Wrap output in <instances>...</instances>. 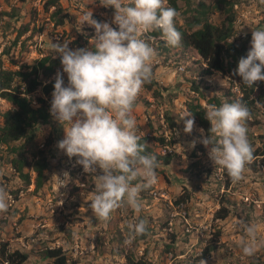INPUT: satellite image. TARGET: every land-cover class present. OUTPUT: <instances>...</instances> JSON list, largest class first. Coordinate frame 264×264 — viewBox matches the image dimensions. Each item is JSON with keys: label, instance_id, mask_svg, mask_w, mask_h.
Wrapping results in <instances>:
<instances>
[{"label": "rangeland", "instance_id": "rangeland-1", "mask_svg": "<svg viewBox=\"0 0 264 264\" xmlns=\"http://www.w3.org/2000/svg\"><path fill=\"white\" fill-rule=\"evenodd\" d=\"M45 1L26 0L20 4L17 0H0V11L12 13L14 6L17 14L0 17V52L11 45L18 27L29 23V30L20 38V41L24 39V46L19 41L15 47L10 46L8 55L2 56L5 68H16L14 61L30 62L40 57L42 50L50 52L51 42H70L68 47L75 49L71 41L77 34L86 35L87 46L91 47L95 30L87 23L80 25L83 15L90 10L93 19L109 23L114 16V9L101 5L104 0H58L63 8L62 14L67 16L63 25L53 26L50 13L54 7L47 11L44 9ZM179 3L183 5V1ZM122 4L128 6L131 0H122ZM235 12L240 36L247 38L246 35L250 34V49L252 30L264 28V3L245 0L235 6ZM215 16L219 17V13ZM179 22L182 23L181 17ZM147 36L149 34L145 33L141 38ZM159 39L148 42L158 53L152 66L155 67L153 76L160 96L155 97L143 88L133 116L137 133L162 134L171 139L172 145L156 147V150L170 152L174 156L169 165L157 172L158 181L152 189L140 193L139 213L125 205L116 210L108 222L95 218L89 200L96 178L83 172L82 166L76 163L77 157L68 158L57 148V142L64 137V130L55 120L42 126L36 138L24 147L28 155L31 150L45 149L48 157V166L44 170L48 180L37 191L33 183L21 189L24 183L9 162L13 154L8 153L4 146L0 147L3 155L0 179L10 197L8 211L0 213V241L6 240L10 248L26 251V264H49L48 259L40 258L41 250L47 246L62 247L68 264H123L124 253L120 251L118 236L119 233L127 235L128 225L138 219L148 221L149 234L137 241L136 256L153 264H200L201 259L196 260V256L207 239H214L213 233L217 230L220 231L216 241L218 247L203 259L206 264H247L255 256L264 261V157L257 158L254 168L247 165L243 178L224 190L222 185L218 186L222 176L214 164L209 176L199 174L212 164L207 149L204 152L197 149L194 160L199 164L188 167L193 161L192 150L202 139L199 130L203 128L195 122L192 132L186 134L183 128L187 117L180 119L188 111V100H197L205 105L206 98L219 96L222 105L232 98V93L239 95V82L229 75L217 73L200 76L199 56L194 50L161 45ZM193 87L198 89L193 90ZM38 96H42L40 88L32 98ZM9 107L8 102L0 100V111ZM258 114L260 123L253 118L248 121H251L248 123V138L249 141L253 139L255 146L261 145V137H264V108H258ZM194 141L195 147L192 146ZM34 178L35 173L31 172L32 182ZM17 188L20 189L15 199L11 191ZM183 189L190 191L191 199L176 204L174 199ZM221 196L223 203L230 200V213L225 219L214 220L213 213L220 205ZM241 221L256 229L259 247L253 257L243 254L242 242L246 243L248 236ZM173 234L177 235L174 250L165 252L164 244Z\"/></svg>", "mask_w": 264, "mask_h": 264}, {"label": "clouds", "instance_id": "clouds-1", "mask_svg": "<svg viewBox=\"0 0 264 264\" xmlns=\"http://www.w3.org/2000/svg\"><path fill=\"white\" fill-rule=\"evenodd\" d=\"M101 5L114 9L111 23L93 19L90 10L80 20V25L87 23L95 30L91 47L70 49L65 41L50 44L62 71L54 77L49 112L64 130L57 148L68 158L77 157L83 172L96 178L89 200L92 214L108 222L125 205L139 213L140 193L158 181L160 161L152 153L145 154L147 144L140 142L133 116L143 87L152 82V61L158 55L148 42L155 37H141L159 32L166 46L179 47L182 33L176 27L178 13L166 0H131L128 6L122 0H104ZM232 75L248 88L264 82V28L252 30L250 49L239 58ZM205 109L210 128L206 134L199 130L200 143L212 163L226 171L232 184L238 183L254 161L248 138L251 110L242 98L220 106L208 104ZM185 117L183 131L190 134L195 117L192 111H185L180 119ZM9 198L0 185V213L8 211ZM240 223L248 236L242 242L243 254L253 257L259 247L256 229ZM147 225L145 219L129 224L125 244L131 246L136 237L149 234ZM200 264L206 261L201 259Z\"/></svg>", "mask_w": 264, "mask_h": 264}, {"label": "trees", "instance_id": "trees-1", "mask_svg": "<svg viewBox=\"0 0 264 264\" xmlns=\"http://www.w3.org/2000/svg\"><path fill=\"white\" fill-rule=\"evenodd\" d=\"M23 4L26 0H17ZM179 1H183L180 5ZM245 0H166L168 6L176 9L178 15L176 17V27L182 33L181 47L183 49H192L199 56L197 61L199 66V75H211L214 73L221 75H229L231 79L238 80L239 82V95L228 98L225 102H234L238 99L243 100L251 110V118L255 122L260 123L258 119V108H264V82H257L253 88H248L241 84L239 76L232 75V71L237 67L239 58L246 56L248 52V42L250 34L246 37L240 36L241 31L236 27V12L235 6L241 4ZM182 6L184 7L182 9ZM50 7L54 10L50 13V19L53 20V26H61L65 23L66 14H62L63 8L58 0H46L44 9L48 11ZM12 13L8 11H0V17L3 15L15 16V7L11 8ZM219 13V17L215 16ZM181 17L182 23L179 22ZM17 18V17H16ZM29 30V23L21 24L18 27L17 33L11 45L5 47L0 52V100L8 102L11 107L4 111H0V147L4 146L8 153L13 154L9 162L15 173L22 179L24 185L21 189H26L31 183L34 184V190L42 188L48 176L44 174V170L48 166L47 154L45 149L31 150L30 155L24 151V147L32 142L41 131V127L54 120L50 115V102L52 99L53 84L55 74L62 70L60 59L58 56L54 57L51 52L41 53L42 55L30 62L18 63L14 61L13 65L16 68H5L3 65V55H8L10 46L15 47L23 34ZM149 36L160 38L161 33L152 32L148 33ZM24 39L20 44L24 46ZM161 45L164 41L159 39ZM73 47H88L87 37L83 34H77V37L71 41ZM152 66V73L154 71ZM65 85H67V76L64 74ZM157 81L152 78L150 84H146L143 88L151 91L155 97L160 96V90L156 88ZM40 88L42 96L32 98V94ZM193 87V90H197ZM205 98L204 95H202ZM35 102V103H34ZM208 104L221 105L219 96H212L206 98L205 105H202L197 100H188L186 103L187 110L192 111L195 117V122L201 126L205 134L210 128V123L205 119V106ZM248 123H251L248 122ZM141 143H146V153L156 155L160 161V167L157 172L162 171L161 167L167 166L171 163L174 154L170 152L162 153L156 150V147H165L173 144L171 139H166L162 134H140ZM261 145H256L253 139L250 140L254 148V161L249 165L254 168L258 162L257 158L264 157V137L262 136ZM20 142L18 145L13 143ZM13 144V145H12ZM204 152L206 148L202 143H198L192 150L191 161L188 167L198 166L199 162L194 160L196 157V150ZM3 155L0 154V162ZM264 161V158L262 159ZM217 165H214L216 168ZM222 179L218 186L222 185L224 190H227L232 185V181L228 177L225 170L220 168ZM25 168L27 170H25ZM213 163L208 164L207 167L199 173H204L209 176L213 172ZM31 172L35 173L34 181L31 179ZM215 172V171H214ZM134 181L133 183H137ZM0 179V185H2ZM20 188L11 191L14 198H18V191ZM149 188L146 191H150ZM180 193L175 199V203H185L191 199V193L187 189ZM220 205L213 213V219H225L230 213L229 203L230 200L221 196ZM165 224H168L165 223ZM148 228V227H147ZM214 239H207L206 243L202 246L196 260L207 259L210 253L217 249V238L220 231L217 230L213 233ZM129 237V233L123 236L119 233L118 240L120 251L124 253L125 262L123 264H153L142 257L136 256L137 241L146 237V235L138 236L135 238L131 246H125V240ZM177 235H171L169 242H166L164 251L174 250V243ZM40 258L48 259L49 264H68V257L65 251L60 246L44 247L41 250ZM172 256H176L175 253ZM28 253L19 248H10L9 242L6 240L0 241V264H26ZM247 264H264V261L258 256L253 257Z\"/></svg>", "mask_w": 264, "mask_h": 264}]
</instances>
